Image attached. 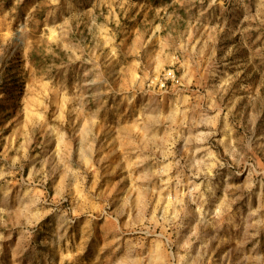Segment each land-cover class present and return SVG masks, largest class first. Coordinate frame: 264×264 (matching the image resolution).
<instances>
[{
  "label": "rangeland",
  "instance_id": "1",
  "mask_svg": "<svg viewBox=\"0 0 264 264\" xmlns=\"http://www.w3.org/2000/svg\"><path fill=\"white\" fill-rule=\"evenodd\" d=\"M0 264H264V0H0Z\"/></svg>",
  "mask_w": 264,
  "mask_h": 264
}]
</instances>
